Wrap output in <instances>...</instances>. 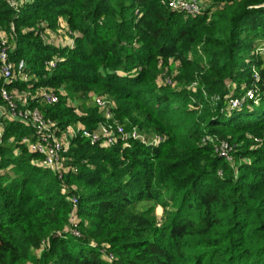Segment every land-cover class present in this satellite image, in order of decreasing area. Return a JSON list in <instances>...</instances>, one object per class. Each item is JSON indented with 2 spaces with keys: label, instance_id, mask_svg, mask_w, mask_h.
<instances>
[{
  "label": "trees",
  "instance_id": "1",
  "mask_svg": "<svg viewBox=\"0 0 264 264\" xmlns=\"http://www.w3.org/2000/svg\"><path fill=\"white\" fill-rule=\"evenodd\" d=\"M18 1L0 0V33L30 80L0 78V107L3 86L52 89L59 103L28 106L60 134L116 122L163 140L92 145L78 133L60 177L22 143L33 128L0 118V264H264V96L227 105L264 90V0H207L197 17L163 0ZM97 96L114 103L111 120L67 104Z\"/></svg>",
  "mask_w": 264,
  "mask_h": 264
},
{
  "label": "built area",
  "instance_id": "2",
  "mask_svg": "<svg viewBox=\"0 0 264 264\" xmlns=\"http://www.w3.org/2000/svg\"><path fill=\"white\" fill-rule=\"evenodd\" d=\"M8 4L13 8H18L20 2L18 0H7ZM162 3L174 11H179L187 16L197 17L203 13L206 0H163ZM0 33V78L3 79L5 85H11L16 80L29 81L30 75L27 72V64L24 60L19 63H13L10 60V47L6 36ZM263 47L255 50V55H264ZM263 59V58H262ZM60 59H51L46 64L51 70L55 69ZM262 70L264 71V63ZM254 76L257 80L262 78L260 71L254 67ZM166 83L173 85L171 78H167ZM196 84H194L195 86ZM264 96V90H249L244 96L228 98L227 105L230 110L240 109L245 103L254 101L259 103L261 97ZM1 97L5 102V107H0V118L6 122H19L33 128L34 133L31 137H25L22 143L26 144L30 152L42 156V161L36 164L52 170L55 174L63 177L67 172L66 153L70 148V140L78 133L89 140L92 145L102 144L112 146L119 140L124 142L125 147H130V140L141 141L145 144L158 145L162 142L160 136L153 137L147 142L139 131L134 128L127 131L125 127L119 126L113 128L112 125H100L97 131L86 130L83 126H70L60 134L58 125L55 121L48 119L41 109L38 107L31 108L28 106L33 100H39L44 105H55L60 102L59 94L52 89H41L36 95L18 94L17 91H10L3 86L1 89ZM219 101L221 98H213ZM96 104L104 113L107 121L112 119V104L103 98H96ZM3 124V123H2ZM3 126L0 128V144H2ZM216 151L220 156L228 161H232V148L228 143L223 142L220 147H216ZM74 197L73 202L77 203Z\"/></svg>",
  "mask_w": 264,
  "mask_h": 264
},
{
  "label": "rangeland",
  "instance_id": "3",
  "mask_svg": "<svg viewBox=\"0 0 264 264\" xmlns=\"http://www.w3.org/2000/svg\"><path fill=\"white\" fill-rule=\"evenodd\" d=\"M206 4L208 5V4H210L209 3V1H207L206 0ZM3 35V34H2ZM6 36V35H5ZM7 38V37H6ZM8 39V38H7ZM264 43V40H258L257 42H256V49L257 48H261V47H263V44ZM262 56V58H263V61H264V55H261ZM192 87H190V89H191ZM61 92L62 93H65V91L64 90H61ZM66 95V94H65ZM67 96V95H66ZM97 98H99L98 96H97ZM100 98H102L101 96H100ZM104 99V98H103ZM94 100H96V97L94 98ZM94 100L92 99V102L91 101H89V100H84L85 102H83V101H80V100H77L75 103H73L74 102V100L73 99H71L70 97H67V104H69V105H71V106H74L75 108H78L79 107V110H81L82 111V107L84 106V107H86V106H89L90 104L91 105H93V104H96V101L94 102ZM106 100V99H105ZM108 100V99H107ZM106 100V101H107ZM112 100H108V102L109 103H111L112 104V106H113V102H111ZM97 105V104H96ZM80 111V112H81ZM109 125H112L113 126V128H116V127H118V125L119 124H117L116 122H114V123H109ZM121 125V124H120ZM119 125V126H120ZM121 126H123V125H121ZM124 127V126H123ZM99 129V127L95 130V131H97ZM139 133L143 136V138H144V140H146L147 142H149L150 140H152V138H153V136H151L150 134H146V133H143V132H141L140 130H139ZM148 206H149V204H146V203H143V204H141L140 205V208L141 209H143V210H147V208H148ZM150 207V206H149ZM143 210H141V211H143ZM163 214H164V210H163V208L162 207H160V206H157V208H156V216H157V219H158V221H159V224L162 222V217H163ZM41 255H42V251H36L35 252V256L39 259L40 257H41ZM40 260V259H39Z\"/></svg>",
  "mask_w": 264,
  "mask_h": 264
}]
</instances>
